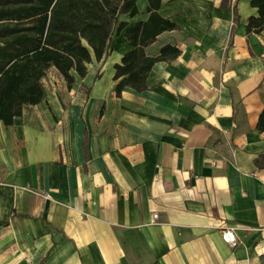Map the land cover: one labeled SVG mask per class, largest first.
<instances>
[{
	"label": "crops",
	"instance_id": "1",
	"mask_svg": "<svg viewBox=\"0 0 264 264\" xmlns=\"http://www.w3.org/2000/svg\"><path fill=\"white\" fill-rule=\"evenodd\" d=\"M131 25L148 17L147 0ZM146 89L115 92L123 32L0 123V264H264V25L251 0H163ZM154 215L157 217L154 218ZM232 229L231 246L222 231Z\"/></svg>",
	"mask_w": 264,
	"mask_h": 264
},
{
	"label": "trees",
	"instance_id": "2",
	"mask_svg": "<svg viewBox=\"0 0 264 264\" xmlns=\"http://www.w3.org/2000/svg\"><path fill=\"white\" fill-rule=\"evenodd\" d=\"M137 0H0V123L11 125L27 105L44 97L41 83L51 67L69 87L87 73L93 57L100 60L109 51L113 35L123 32L131 49L114 65L115 92L126 86L146 89L152 66L178 56L171 45L150 57L144 48L164 32L176 29L157 10L163 0H147L148 17L131 25L120 21L122 14L135 16ZM257 16L247 20L246 33H260L264 25V0H251ZM264 132V109L257 121Z\"/></svg>",
	"mask_w": 264,
	"mask_h": 264
},
{
	"label": "built area",
	"instance_id": "3",
	"mask_svg": "<svg viewBox=\"0 0 264 264\" xmlns=\"http://www.w3.org/2000/svg\"><path fill=\"white\" fill-rule=\"evenodd\" d=\"M156 217L157 216L154 215V218ZM222 238L225 242H227L231 246H235L237 244V241H236V238L234 237V233L232 229H225L224 231H222Z\"/></svg>",
	"mask_w": 264,
	"mask_h": 264
}]
</instances>
